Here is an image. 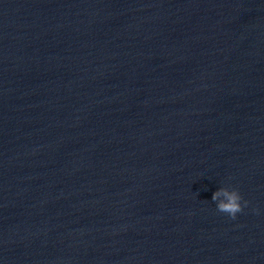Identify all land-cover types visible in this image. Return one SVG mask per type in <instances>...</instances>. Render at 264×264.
I'll return each mask as SVG.
<instances>
[{
	"label": "water",
	"instance_id": "obj_1",
	"mask_svg": "<svg viewBox=\"0 0 264 264\" xmlns=\"http://www.w3.org/2000/svg\"><path fill=\"white\" fill-rule=\"evenodd\" d=\"M0 264H264V0H0Z\"/></svg>",
	"mask_w": 264,
	"mask_h": 264
},
{
	"label": "clouds",
	"instance_id": "obj_2",
	"mask_svg": "<svg viewBox=\"0 0 264 264\" xmlns=\"http://www.w3.org/2000/svg\"><path fill=\"white\" fill-rule=\"evenodd\" d=\"M211 200L219 213L225 214L228 218L235 220L239 213H242L248 206L249 201L245 200L238 188L230 185H221L212 193Z\"/></svg>",
	"mask_w": 264,
	"mask_h": 264
}]
</instances>
